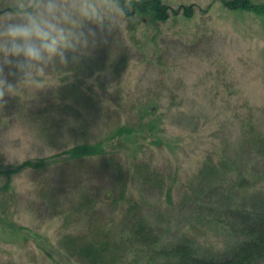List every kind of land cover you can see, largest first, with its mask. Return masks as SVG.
<instances>
[{"label":"rangeland","instance_id":"374dc122","mask_svg":"<svg viewBox=\"0 0 264 264\" xmlns=\"http://www.w3.org/2000/svg\"><path fill=\"white\" fill-rule=\"evenodd\" d=\"M163 1L174 8L194 7V18H173L139 31L128 28L81 65L70 66L73 75L62 86L10 101L6 112L0 111V150L7 147L22 163L29 157H50L77 141L75 117L79 114L83 113L94 136L102 137L115 124L132 121L144 100L152 98L162 102L163 112H169L164 125L169 135L188 138L179 150L184 169L178 177L183 187L192 174L187 172L199 160L191 155L202 139L205 142L216 133V142L231 144L235 154L245 117L252 116L253 124L264 132V22L250 13H234L217 0ZM254 1L264 4V0ZM93 78L95 83L90 84ZM109 86H113L111 93ZM149 157L167 167L166 151L149 153ZM108 164L97 161L81 170L59 164L10 175L8 171L16 166L5 165L0 157V264H50L35 240L24 242L12 225L55 240L63 226L84 234L89 226L108 225L119 215L121 205L107 195L119 197L122 173L116 163ZM128 192L144 202L149 219L171 221L168 238L202 235L198 239L203 250L214 252L234 242L231 231L203 226L188 217L191 211L181 216L193 228L177 212L161 210L157 187L135 179ZM82 197L98 201L96 215L78 216L80 222L70 220L64 225L60 213L68 214ZM226 217L227 223L239 225L235 214ZM127 253V260L137 257L132 249ZM144 256L135 257L131 264H148Z\"/></svg>","mask_w":264,"mask_h":264},{"label":"trees","instance_id":"16d2710c","mask_svg":"<svg viewBox=\"0 0 264 264\" xmlns=\"http://www.w3.org/2000/svg\"><path fill=\"white\" fill-rule=\"evenodd\" d=\"M217 1L234 13H250L264 22V4L254 0ZM134 3L135 20L128 26L133 31L153 24L159 27L173 18H194L192 6L174 8L163 0H134ZM159 102L145 99L132 121L115 124L102 137L94 136L81 113L75 117L78 125L75 143L50 157L27 160L8 171L17 175L30 169L48 170L59 164L81 170L94 162L105 161L116 163L118 173H122L119 197L107 195L121 205L122 211L108 225H91L84 234L63 226L55 240L10 225L16 234H22L24 242L34 239L48 263L131 264L145 253L148 264H264V132L253 124L252 116L245 117L235 154L231 144L216 142V133L205 142L202 139L198 151L191 155H198L199 160L187 172L192 173L189 180L180 187L178 173H183L184 168L179 150L188 138L169 135L164 127L169 112H163ZM194 133L191 136L195 137ZM163 150L169 155L165 159L167 167L149 157V153ZM135 179L147 187H157L162 196L161 210L177 212L179 219L193 228V223L181 216L191 211L188 217L195 222L215 230L231 231L234 242L227 249L214 252L203 250L198 239H203L202 235L191 233L168 238L171 221L153 222L144 212V202L128 192ZM98 204L94 199L82 197L68 214L60 213L65 218L64 225L70 220L80 222L78 216L96 215ZM227 213L235 214L239 225L227 223ZM131 249L137 252V257L127 260L124 256Z\"/></svg>","mask_w":264,"mask_h":264},{"label":"clouds","instance_id":"9594fccd","mask_svg":"<svg viewBox=\"0 0 264 264\" xmlns=\"http://www.w3.org/2000/svg\"><path fill=\"white\" fill-rule=\"evenodd\" d=\"M134 9V0H3L0 111L6 112L12 100L62 86L73 75L70 66L81 65L126 33ZM0 157L5 165L22 163L7 147Z\"/></svg>","mask_w":264,"mask_h":264}]
</instances>
